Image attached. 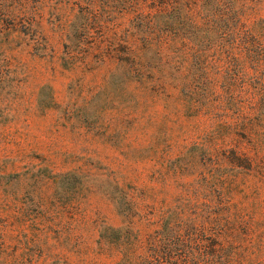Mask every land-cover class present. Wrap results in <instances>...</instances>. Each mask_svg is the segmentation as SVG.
I'll return each instance as SVG.
<instances>
[{
	"label": "rangeland",
	"instance_id": "rangeland-1",
	"mask_svg": "<svg viewBox=\"0 0 264 264\" xmlns=\"http://www.w3.org/2000/svg\"><path fill=\"white\" fill-rule=\"evenodd\" d=\"M70 2L0 0V264L117 263L99 235L123 223L116 185L133 193L141 237L161 216L221 203L227 264H264L263 77L245 75L228 39L200 38L196 106L176 88L134 89L110 76L112 58L71 63L74 43L126 23L72 28ZM247 2L264 44V0Z\"/></svg>",
	"mask_w": 264,
	"mask_h": 264
},
{
	"label": "trees",
	"instance_id": "trees-1",
	"mask_svg": "<svg viewBox=\"0 0 264 264\" xmlns=\"http://www.w3.org/2000/svg\"><path fill=\"white\" fill-rule=\"evenodd\" d=\"M247 3V0H72L71 7L77 11L70 22L72 28L126 25L110 40L104 34L88 45L74 43L67 49L69 59L73 64H82L93 53L102 61L112 58L115 66L111 77L129 79L134 89L176 88L196 106L198 41L201 38L205 46L212 40L227 45L228 39L234 56L238 50L246 62L245 75L263 77L264 90L262 19L249 22ZM210 29L215 30L214 36L208 33ZM202 31L203 35H199ZM218 56H222V50ZM108 195L123 223L116 227L104 225L99 235L119 249L121 257L115 264H227L231 241L227 238L223 204L200 203L193 207L190 216L181 212L172 213L173 218L161 216L156 227L141 237L135 227L134 217L139 209L133 193L116 185Z\"/></svg>",
	"mask_w": 264,
	"mask_h": 264
}]
</instances>
